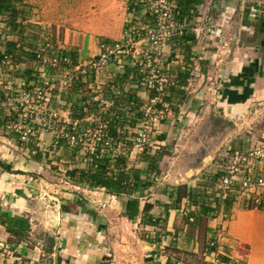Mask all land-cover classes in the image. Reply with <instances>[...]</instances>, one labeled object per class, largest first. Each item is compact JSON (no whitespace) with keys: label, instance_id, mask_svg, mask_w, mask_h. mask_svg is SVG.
I'll use <instances>...</instances> for the list:
<instances>
[{"label":"crops","instance_id":"obj_1","mask_svg":"<svg viewBox=\"0 0 264 264\" xmlns=\"http://www.w3.org/2000/svg\"><path fill=\"white\" fill-rule=\"evenodd\" d=\"M99 1L100 0H91L90 2L89 0H21L20 8L23 10H31V14L38 20L46 17L47 23L51 22L49 23L50 25L56 22L58 14H62L65 18V23H67L66 18L68 14L73 13L80 15L88 10V5H96ZM215 3L216 2L213 4H203L197 12L192 4H188L181 11L182 20L185 19L190 23H200L210 19L214 26L220 27L222 30L221 38L210 41L208 38L204 39V37L202 41H197L194 35H190L192 40L187 43V46L191 47L193 51L192 54H194L197 47L199 48L201 43L205 40L221 50L217 52L218 54L212 53L209 55V62H207V64L213 67L212 72L208 67L207 71H200L199 66L196 64L195 70H197V74H195V76L198 78V83L191 84L189 80L192 77V72H189L190 76L186 80V85L184 87H178V92H176L174 96L169 94L171 97L170 103H173V98L178 99V109L182 112V108L186 107L188 109L186 110V117L194 118L195 121H202L205 118L204 114L210 113L216 115L217 113L224 121L232 123L235 127H240L239 129L242 131H244L243 129L249 128L250 125H253L252 131H247L248 135L252 133L253 138H257L264 143V0H247L244 3H234L233 6H230L229 12L223 16H220L219 13L224 2L218 1L216 4ZM143 16L144 22L150 24L149 17L147 15ZM53 17L56 20L53 19ZM39 24L36 25L39 26ZM66 28L67 25L63 24L65 35L68 32ZM43 33L45 36L48 35L46 32ZM88 33L89 34L79 33V37H76L77 39L75 40L72 39L70 42H66L65 40L60 42L63 47L61 48L60 46L58 49H63L61 53L72 57L80 63L88 62L94 55H97L99 44H101L99 41L97 42L98 44L93 42L92 31ZM74 35L77 36L78 33L75 32ZM19 36L20 34H16V36L12 38L14 41L11 42L15 43ZM46 39L45 37L44 41ZM39 40L37 39L35 40L36 42L32 41L33 44H29V50L32 53L43 49L44 41L42 39V41L40 40L41 42H39ZM119 40H114V42ZM103 43L105 42L103 41ZM15 44L17 45V43ZM18 44L22 46L25 52L26 50L22 43ZM176 44L174 43L173 46L176 47ZM53 45L56 48L59 44L53 43ZM0 53L3 54L4 51ZM32 53L31 57L34 60ZM23 57L24 55L21 53L17 62H22L24 60ZM169 58L170 56L168 59ZM193 64L194 63L188 62L185 58L182 59L179 62V70L173 71L172 74H170L171 79L173 80L176 75L183 73L185 70H190L188 66L192 67ZM131 67L126 66L125 69L127 72L118 76L122 81L125 79V82L129 83V78H133L134 68ZM43 71L44 75L50 72V70L47 69H43ZM55 71L57 72L58 70ZM113 71V68H111V73H113ZM1 72L2 69L0 68V74ZM15 74L19 76L15 78L16 82L24 80L28 83H34L35 81H32L29 77H25L24 79L23 74L20 75L18 71H15ZM53 81L54 79L51 82ZM91 81L80 84H85L91 88ZM194 85L199 88L197 89L198 91L195 92L191 102L186 101L184 103L182 97L185 89L188 90V86ZM1 93L4 95V97H2L4 100L1 101L2 103L0 102V114H2V118H4L9 116L12 111L11 107L6 108V104H10L5 102V100L10 101L11 99L8 97L12 95L5 90L4 87L0 89V94ZM134 93L136 92L134 91ZM138 97L139 101H141V96L139 95ZM53 99H56L57 101H55L58 103H62L58 94ZM78 99V94L68 92V89H65L62 100L64 112L59 114L60 116L63 115L62 120H72L71 117L74 116V109L83 105L82 102H79L76 106L74 105L79 101ZM88 115L89 113L82 119H85ZM2 118L0 117V119ZM178 119L180 121L179 124H182V119L184 118L178 117ZM258 125L262 127H258ZM37 134L40 141H44L47 138V142L50 139L51 143L54 141L55 144H57L55 139L57 138V140H59L55 131L52 132V135L51 133L37 130ZM248 135L245 136V134H242L238 138V141L235 143L238 148L244 147L243 141H245V138L249 139ZM17 138L16 136L10 137L0 133V246L3 247L2 251H0V256H2L0 258H9L8 260L15 264H98L102 262L100 260L103 254L93 253L95 249L99 250L98 241L93 238L94 222L89 223V220H86L87 222L84 224L81 223V218L79 217L81 214H73L70 209L65 207V203L62 200L59 201L60 211L54 229L52 231L46 230V232L37 239L34 232L35 225H33V221L35 220L33 214L35 210H33L29 198H31V193H33L34 190H38L36 184L38 180L30 176V174H39L44 171L45 167L43 166V160H36L31 157L32 155L30 156V154L27 156V154L22 153L28 157L27 160L23 158L20 159V155L12 154L13 150L11 148L14 147ZM53 146L56 152L58 151L61 153L60 157H65V155L71 152L65 146H61L60 148L56 145ZM41 147L46 149L49 146L44 142ZM200 156L201 157H198L196 161L197 163L199 162L197 165L198 167L190 170L192 174L189 178L187 176L188 172H185L183 180L176 179L173 180V182L167 181L166 178L168 177L166 175L163 176L165 172L162 166V159L158 165L161 172L160 177L156 178L155 182L148 189L143 191L139 189L135 193L136 196H141V198H143L145 195H152L150 191L153 189V192L160 191L163 194H161V197H164V199L160 201L156 199V202H149L151 200L147 201L152 205L150 212L152 217L160 220V227H145L144 229L147 231H157V237L161 238L160 242L157 240L154 244L153 242L144 241L148 244V246L145 245V248L149 249L150 256H157V250H161L163 245L167 247L170 245L164 242V237L159 233L162 227L165 231L172 233L173 240H175L176 237V248L174 250H185L191 251L192 253H197L199 250L197 241L198 232H200V230H198L199 225L194 226L195 228H193V226L191 227L192 230H195L193 234L187 233V229L185 228V226H187L185 220L189 210V201L187 199H182L179 207H177L173 200L168 197V193L175 185H186L187 189L193 190L195 193H204L209 196V198L214 195V190L204 186L205 184L203 183L206 178H210L211 174L217 170V161L221 159L219 158L220 154L218 158H214V156L210 154H201ZM4 166L9 167L11 171H5L3 169ZM212 166H214L215 170H210ZM130 172L137 174L139 178L143 180L147 173V165L144 167L143 171H139L136 168L131 169ZM194 175L197 176L194 177ZM73 187L77 188L76 186ZM76 194H78V192ZM67 195L73 197L71 199H75L74 197H76L74 194L73 196L72 194ZM239 198V195H237L227 207L224 206L225 202L222 200L219 203V215H215L214 212L207 213V217L203 219L205 220V227L202 231L204 240L205 242L207 241L205 245H208L210 240L217 242L220 247L219 252L221 253L220 262H218L220 264H264V202L262 203V201H260L258 204H255L253 200L251 201L243 197L240 200ZM76 199L81 198L77 196ZM66 200H69V198H66ZM210 202L211 205L215 207L214 200ZM81 204H83V201ZM78 206L82 208L81 205ZM143 206L144 201H140V208L142 209ZM192 209H194V207H192ZM86 213L89 214L88 212ZM220 214H223V219L219 217ZM92 217L94 219L93 221L97 220L96 215ZM125 220L127 219L125 218ZM178 220H184L185 225L182 231L174 230L172 227V225H174L173 223H177ZM70 221H75L77 224L76 227L69 226ZM129 222L136 223L138 221L135 222L134 220ZM86 224L88 225L86 226ZM154 233L155 236L156 232ZM95 236H97V233H95ZM169 236L168 234L165 238L170 239ZM179 238L182 241L178 242L180 240ZM160 254L158 256L159 258H154V261L150 259L149 261L155 262V264H166L167 261H169L170 264H184L179 261V259L172 258L171 255H166L162 253V251H160Z\"/></svg>","mask_w":264,"mask_h":264},{"label":"rangeland","instance_id":"obj_2","mask_svg":"<svg viewBox=\"0 0 264 264\" xmlns=\"http://www.w3.org/2000/svg\"><path fill=\"white\" fill-rule=\"evenodd\" d=\"M90 1L91 0H89V2ZM130 1L131 0H100L96 3V5H88V10L84 13H81L80 15L73 13L68 14L66 18L67 23H65V18L62 14H58V16L56 14L57 20L53 17L56 22L50 25L49 23L51 22L47 23L44 14L43 16L45 18H41L39 19V21L34 15L31 14V10L25 9L24 11L26 12V20H22V18L19 17L16 20L15 24L21 26V28L25 27L26 31L18 27V29L16 30L17 33L13 34L14 36H16V34H20L18 40L15 43H22L23 47L27 51L29 50V44H33L32 41L36 42L35 40H37L36 38H34V36H36L38 33L41 35L43 32H46L48 35L44 36V38L46 37L49 42H51L50 40H52L51 44L54 47L53 51L58 52L53 43L59 44L58 47L56 46L57 48H60V46L62 48L63 45L60 44V42H63L64 40L66 42H70L72 39H77L76 37H79V33L89 34L88 32L92 31L93 33L91 34L93 35V42L97 43L99 41V43H101L104 41L108 45L114 44V40H119L124 29L128 28V26L130 24H133V22H135L138 26L147 25L144 22L143 15L137 14L136 16L134 15L136 19L133 18L132 13L129 10ZM20 6L21 4L17 7L19 8ZM6 13L7 10L5 9L4 11L0 12V24L5 23L10 30L8 22L9 19L7 18ZM36 24H39V26H37ZM63 24L67 25L66 29H68V32L66 35L64 33L65 29H63ZM75 32L78 33L77 36L74 35ZM6 33L9 32H5V34L0 35V52L4 50L5 44L7 42L14 41L12 39L14 36L12 35L11 38H8L6 36ZM21 37L23 39H21ZM40 38L41 36L39 37V39ZM40 40L42 41V39ZM40 40L39 42H41ZM173 43L168 44L163 49L165 57L163 60H161L162 65L160 64L164 72L166 74L168 73L167 75L170 78V74H172L173 71L175 72L179 70V62L184 58L187 59L188 62L194 63L192 67L188 66V69H190V73L192 72V77L189 80L192 85L194 83H198V78L195 76V74H197V70H195L196 64L197 66H199L200 71H207L208 67V69L212 72L213 67L207 64V62H209V55H211L212 53L218 54L217 52H220V48H217L216 46L214 47L210 42H207L205 40L201 43V46L199 48L196 46L198 50L196 49L194 51V54H192L193 51L191 50V47H188L187 45L180 46L179 44H182L181 42H179V44L175 42V44H177L175 45L176 47H174ZM145 49L146 46L144 45V43L139 46L140 51L143 52L145 51ZM59 51H63V49H59ZM31 53L32 52L30 50L27 51V54L22 53L24 55V60L22 59V62H17V60L12 61L13 67L17 66L16 68H2V71H4V73L0 74V89H3V87L8 85V83H11V87L13 89L16 88V85L20 82V80L16 82L15 78L19 76L15 74V71L20 72V75L23 74L24 79L25 77H29L30 79H32V81L35 80L34 83L36 85H41L43 81H47L50 83L53 79H57L56 74L59 73V71L56 72L55 70L49 69L50 72L44 75L43 68H41V66L37 64L35 60H33V58L31 57ZM95 56L96 55H94L92 58H94ZM169 56L170 58L168 59ZM17 59H19V57ZM140 59L142 58H139V60ZM125 68L126 67L122 69L113 68V73H99L97 77H95L94 79H90L89 81L92 80L90 83L92 87L90 89L95 94L93 96V100L102 97L109 103V105L111 103L113 104L111 105L110 110H108L109 112L106 114L108 115V118L106 119L109 121L110 118H117V116L121 118L119 114H122V117L127 122L123 128H119V140L118 142H116V145H113L112 149L114 152L113 155L120 154L125 156L126 171L136 168L139 171H143L144 167H146V164L141 159L143 153L146 151L148 153H154V151L160 148V150H164V152L166 153L165 158H163L162 160V166L165 172L163 176L166 175L168 177L166 178L167 181L169 180L170 182H173V180L176 179L183 180V178L185 177V172H188L187 176L189 178V176L192 174L190 170L198 167L197 165L199 162L197 163L196 161L198 157H201V154H210L213 155L214 158H218V155L220 154L219 158L227 160V163L225 165H220L222 167H228L231 165L232 160V158H229L230 150L244 151L248 148H252L263 143L257 138H253L252 133L251 135H248L247 131H252V128L254 127L253 125H250L249 128L243 129L244 131H242L239 129L240 127H235V125H233L232 123H227L226 121H224L221 117H219L220 115L217 113L216 115L210 113L204 114L205 118L202 121H195L194 118L186 117V110H188L186 107L182 108V112L178 109L180 113L178 112L177 114L175 108H178V99L175 98L172 99L173 103H170V101L166 99L163 100V102L165 103V108L163 109L164 118L159 121V124H157V122H154L153 124H145L140 122L144 119L148 120V115H137V112L132 109L131 105L127 104L126 99L131 100L132 98H139L138 96L140 95L141 101L139 103V113L142 114V112L145 113L148 110L150 96L148 95V92L145 90L143 85L140 86L138 84L137 79H135L133 75V78H129V83L125 82V79H123L122 81L118 77L121 74L127 72ZM120 70L124 71L121 72ZM51 83L54 84L53 89L49 92V98L51 102L49 98L46 105L43 104V101H40V109L39 113H37L38 120L40 119V117L46 116L47 110H55L58 115L64 112L62 100L65 89H62L57 81H53ZM111 86H113V88ZM187 88L188 90L185 89L184 95L182 97L184 103L186 101L191 102V100H193L194 98L195 92L198 91L197 89H199L195 85L188 86ZM134 91L136 93H134ZM8 92H10L12 96L8 97L9 99H11L10 101L5 100V102H8L10 104H6V108H10L11 105H14L17 97V93H13L12 91ZM57 94L60 96V100L62 103H58L56 102V99H53ZM1 101L2 100H0V102ZM94 107H96L95 104ZM157 107L160 108L161 106ZM103 113L104 111L101 108H95V111L93 109L92 112H90L89 115L85 118H92L94 120L93 127L103 125L104 128L107 125V120H104ZM109 114L113 115L111 116ZM62 116L63 115H59V117L54 122L53 128L51 130L43 129L42 126L38 123H31V127L36 130L45 131V133L52 134V132L55 131L56 136L59 133L60 135H65L66 133H68V128H64L63 130V127H60L62 126L60 122L62 120ZM0 117L2 118V114H0ZM178 117H183L185 119H182V124H179L180 121ZM15 123L16 121L10 122L7 125V128L0 126V133L2 135L10 137H19V134L13 128V125ZM83 124L84 122L82 123V126L84 127ZM258 127L262 126L258 125ZM163 134L165 135V138L162 140L160 136H163ZM242 134H245V136L248 135L249 139L245 138V141H243L244 147L238 148L235 143L236 141H238V138ZM140 135L145 136L144 142L140 138ZM55 140L58 142L57 138ZM44 142L45 144H47V146H49L46 149H43L41 147L42 143ZM92 143L93 142L90 140H84L82 142L81 149H79V153L74 160H71V158L69 157L71 152L65 155V157H60L61 153L58 151L56 152L53 146L58 145L55 144L54 141L53 143H51L50 139L47 142V138L44 141H40L38 138H32L29 141H22L17 138L15 144L13 143L14 147L11 148L13 150L12 154L20 155V159L23 158L24 160H27V156H29V154L30 156L32 155L30 151L32 145H38V148L42 149L43 152L48 153V157L43 158V166L45 167L44 171L39 174H30V176L38 180L36 182L38 190H34L35 192L33 191V193H31V198H29L31 200V206L33 210H35V213L33 214L35 218V220L33 221V225H35L34 232L37 236V239H39L41 235L46 232V230L52 231L54 229V226L56 225L55 223H57L58 221L57 217L60 211L59 201L62 200L65 203V207L70 209L73 214H81V216H79L81 218V223L84 224L85 222H87L86 220H89V223L94 222L93 224L95 225L93 238L95 240L97 239V243L99 246V248H97L99 250L95 249L93 253L103 254L102 259L100 260L102 262H99L100 264H155V262L153 263L149 260L151 259L154 261V258H159L158 256L160 254V251H162V253H165L166 255H171L172 258L179 259V261L184 264H220L218 262H220L221 255L218 254V248L209 247V244L205 245L207 241L205 242L202 232L203 228L205 227V220L200 223L201 226L199 227L200 229H198L200 230V232H198L197 241L199 250L197 251V253H192L191 251L185 250L180 251L178 249L174 250L176 248V237L175 240H173L172 233L165 231V229H163L162 227L160 228L159 233L160 235L162 234V237H164V242L170 245L169 247L163 245V248L161 250L158 251L156 249L157 256H150L149 249L145 248V245L148 246V244L144 241L153 242L154 244L157 240L158 242H160L161 238L157 237V231H147L146 229H144L145 227L140 226V221L138 219L136 220L138 222L135 221L136 223H130L129 221L125 220V217H123L122 215V198L119 199L114 195L107 194L104 188H102L104 189V191H99L98 189H88L86 187H73L74 185H72L68 181V178L65 175L66 166H70L71 168L73 167V164H75L82 168H86L89 161V155L91 154L89 148L92 147ZM69 147L71 146L69 145ZM71 149L73 148L71 147ZM22 153L27 154V156L23 155ZM106 153L110 152H108L107 150ZM110 158L114 159L115 157L110 156ZM220 162L224 163V161ZM213 169L214 166H212L210 170ZM196 176L197 175H194V177ZM77 192L78 194H76ZM67 194H72V196L74 194L76 197L79 196L83 201V205H81L83 209L78 206V203H76V197H74L75 199H71L73 197L68 196ZM150 194L152 195H145L144 197L146 198L139 197V200L142 202L144 201V204H149L147 202L148 200H151L149 202H156V199L159 201L164 199V197H161L163 194L160 191L153 192L152 189L150 191ZM111 196L115 198H111ZM239 197V199L241 200L242 197L246 198L247 195L240 194ZM66 198H69V200H66ZM248 198L252 201L251 196H249ZM184 199L186 200L187 198ZM86 212H88L89 214H87ZM93 215H96L97 217V220H95L96 222L93 221ZM216 215H219V213H216ZM219 217L223 219L222 215H220ZM173 224V229L180 231L183 230V226L185 225L184 220H178L177 223ZM70 225L76 227L77 224L75 221H70L69 226ZM87 225L88 224H86V226ZM192 226L193 225L185 226V228L187 229V233L193 234L195 232V230H192ZM193 228L195 227L193 226ZM154 232H156L155 236ZM95 233H97V236H95ZM168 234L170 235V239L165 238ZM180 241L182 240L180 239L178 242ZM8 259L6 258V260L10 262ZM13 264L15 263L13 262Z\"/></svg>","mask_w":264,"mask_h":264},{"label":"built area","instance_id":"obj_3","mask_svg":"<svg viewBox=\"0 0 264 264\" xmlns=\"http://www.w3.org/2000/svg\"><path fill=\"white\" fill-rule=\"evenodd\" d=\"M179 1L189 2L196 9V12L203 4L224 2L220 11V16H223L229 12L231 5L244 3L247 0H131L129 10L133 18L136 19L134 15L137 14L147 15L150 24L138 26L133 22L128 28L124 29L119 41L111 45L101 43L97 55L86 63H80L72 57L64 55L59 52L57 47L58 52L53 51L54 47L49 41H45L43 44L42 50L44 53L41 51L33 52L34 60L43 69L60 71L54 81H57L62 89H67L75 83H88L90 79L97 77L99 73L106 74L111 72V68L114 67L122 69L126 66H132L136 69L137 76L140 77V79H137L138 84L143 85L146 90L154 92V96L149 99L148 110L141 114L148 115V120L144 119L140 122L145 124L157 122L159 124V121L164 118L165 103L163 100L168 96L167 87L171 84V78L160 66L161 60L165 57L163 53L165 46L173 42L182 43L183 39L190 35H194L197 41H202L203 37L204 39L208 38L210 41L222 36L221 28L214 26L210 19L200 23H190L185 19L182 20V8L178 7ZM5 32H10L8 26L5 23L0 24V35L5 34ZM143 43L146 49L142 52L139 50V46ZM19 47L20 45L17 44L16 48L19 49ZM139 58L142 59L139 60ZM14 60L16 61V59L3 53L0 68H16L17 66L13 67L12 61ZM53 86V83L47 81H43L41 85L37 86L24 80H20L14 89L11 87V83L4 86L5 90L17 93L15 104L11 105V108L16 115V123L13 128L19 134L18 138L20 140L29 141L32 138H38L37 130L31 127V123H38L45 130L53 128L54 122L59 117L54 110H47L45 117L37 119V113L40 109L39 103L43 101V104L46 105L49 92L53 89ZM111 87L113 88V86ZM94 103L96 108H101L104 111L103 116L109 112L108 110L113 105L112 103L109 105L102 97L96 98ZM157 106L161 107L158 108ZM60 122L63 130L68 128L70 131L67 130L68 133L65 135L59 133L57 136L59 138L64 137L71 147L78 142L82 146L84 140H90L93 142L92 147L89 148L91 154L100 148L101 155L105 154L107 150L110 152L111 157L120 155H113L112 150L119 137L109 135L103 125L93 127L94 120L92 118L65 119ZM83 122L84 127L82 126ZM140 138L143 142L145 141V136L140 135ZM39 150L41 149L39 148ZM31 154L34 155L35 150L31 151ZM215 173L213 172V174ZM98 190L104 191L102 188ZM233 190L239 196L240 194L247 195L246 199L251 196L255 204L261 201V195L264 193V143L244 151L235 150L231 165L226 168V173L217 180L215 196L221 194L222 197H225L228 191L234 192ZM111 198L115 197L111 196ZM208 244L209 247H217L218 254L221 255L217 242L211 240ZM2 249L3 247L0 246V251ZM0 264L13 263L0 258Z\"/></svg>","mask_w":264,"mask_h":264},{"label":"trees","instance_id":"obj_4","mask_svg":"<svg viewBox=\"0 0 264 264\" xmlns=\"http://www.w3.org/2000/svg\"><path fill=\"white\" fill-rule=\"evenodd\" d=\"M21 4V0H0V12L7 10V18L9 19V27L11 32L7 33V37H11L14 33H17L16 30L18 27L20 29H24L26 31V28L16 25V20L21 17L22 20H26V12L22 8H18L17 6ZM189 2H178V7L184 9ZM20 9V10H18ZM20 33V32H19ZM25 33V32H24ZM33 36V35H32ZM43 39L44 41V33L41 35L38 33L34 38ZM23 39V38H22ZM192 40L190 36H187L183 39L184 44H179L180 46L188 45L187 43ZM45 41H48L46 39ZM44 41V42H45ZM52 42V40H50ZM182 42V43H183ZM103 43V42H101ZM106 44V43H105ZM4 55H9L13 59L18 58L19 54L25 53L27 54V51L24 52L22 46L19 47V49L16 48V44L12 42H7L5 44L4 48ZM42 53H44L43 50H41ZM61 52V51H59ZM18 53V54H17ZM22 54V55H23ZM16 55V56H15ZM34 55V53H32ZM3 57V54L0 53V61ZM20 57V56H19ZM190 70H185L183 73H179L178 75L171 79L170 85L167 87L168 96L165 98L166 100L170 101V95L174 96L176 92H178V87H184L186 85V80L190 76L189 74ZM134 76L135 79H140V77L137 76L136 69H134ZM175 83H174V82ZM34 84V83H33ZM35 85V84H34ZM38 86V85H37ZM176 86V87H175ZM68 92H72L79 95V101L75 103L76 106L79 102H82L83 105L79 106L78 108L74 109V116H72V120L74 119H82L85 115L92 112L93 109V96L94 93L90 89L89 86L85 84L75 83L72 86L68 87ZM146 90V89H145ZM148 95L150 97L154 96L153 91H148ZM170 94V95H169ZM2 97H4L3 93L0 94V99L4 100ZM134 97V96H133ZM126 102L128 105H131L132 109L137 112V115H141L139 113V99L138 98H132L131 100L126 99ZM95 104V103H94ZM175 111L177 113L178 108H175ZM14 111L8 116L0 119V126L7 128V125L10 122L16 121V115L13 114ZM122 113V112H121ZM112 116V114H109ZM117 118H110L109 121L106 119L108 118V115L103 116L104 120H107V125L105 126V131L111 135L112 137H119L118 132L119 128H123L124 125L127 123L125 119L122 117V114H119ZM70 130H68L69 132ZM163 140L165 138V135L160 136ZM57 147L65 146L67 149H71L69 147L67 140L65 138H59L57 142ZM31 146V145H30ZM73 149H71V153L69 157L71 160H74L77 155L79 149H81L80 142H78L76 145L72 146ZM35 150V154L32 155L36 160H43V158L48 157L47 152H43L39 150L36 145L31 146V150ZM233 150H230V157L232 158L234 155ZM148 153L147 151L143 153L141 156L142 161L147 165V173L143 180L139 178L137 174H133V172H130V170L126 169V158L124 155H118L114 159L110 158V153L100 154V148L97 149V151L93 152L89 155V161L86 166V168H82L78 165L73 164V167L70 168V166H66L65 175L68 178V181L74 185L79 187H86L88 189H101L104 188L105 192L110 195H114L116 198H122V215L129 221H136L137 219L140 221V225L142 227H151V228H157L159 226V219H156L152 217L151 215V209L152 205L150 204H144L142 209L140 208V198L141 196H136V192L141 189L140 191H143L145 189H148L154 182L155 179L160 177V169L158 168V165L160 161L163 159V157L166 156V153L164 150L157 149L154 151V153ZM229 160V159H228ZM220 161H224V163H221ZM220 162V163H219ZM74 163V162H73ZM227 163V160L220 159L217 161V170L215 171V174H211L210 178H206L204 183V186L210 187L212 190H214V195H216V187H217V180L218 178L226 173V168L222 167L220 164L225 165ZM229 163V161H228ZM3 169L7 172L11 171L9 167H3ZM206 187V188H207ZM235 191V190H233ZM212 195L210 198L209 196L205 195L204 193H195L193 190L187 189L186 185H179L174 186L171 188L170 192L168 193V197L173 200L174 204L179 207L182 199L187 198L189 201V210L186 215L185 223L187 225H193V226H201L200 223L203 222V219H205L207 216V213L214 212L218 214L220 212L219 210V203L223 200L224 206H228L229 203L233 201L234 198H236L237 194L235 192L228 191L227 195L225 197H222L221 194L219 196ZM212 199V200H210ZM214 200L213 207L211 205L210 201ZM209 201V202H208ZM262 203L264 202V193L261 198ZM82 199H76V203L78 205L81 204ZM262 206V204H261ZM194 207V209H192ZM191 219V220H190ZM200 229V228H198ZM60 262V260H59ZM103 264V263H102ZM166 264H170L169 261H167Z\"/></svg>","mask_w":264,"mask_h":264}]
</instances>
